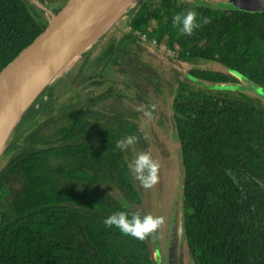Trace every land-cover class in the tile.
<instances>
[{
	"label": "trees",
	"instance_id": "obj_1",
	"mask_svg": "<svg viewBox=\"0 0 264 264\" xmlns=\"http://www.w3.org/2000/svg\"><path fill=\"white\" fill-rule=\"evenodd\" d=\"M39 1L53 6L0 0V69L65 0ZM189 9L200 25L191 36L172 24ZM125 25L94 78L108 83L102 93L91 100L84 91L56 96L65 71L13 130L0 159V264H165L151 234L141 241L104 224L118 211L146 215L131 204L140 201L129 168L132 145L116 148L127 136L142 146L144 133L138 113L116 105L132 100L125 89L146 96L148 87H162L159 70L143 58L152 43L189 68L170 85L183 172L184 255L195 264H264V96L237 84L247 80L264 95V11L141 0ZM205 63L224 66L230 83ZM198 70L210 84L196 83ZM102 101L114 104L94 107Z\"/></svg>",
	"mask_w": 264,
	"mask_h": 264
},
{
	"label": "rangeland",
	"instance_id": "obj_2",
	"mask_svg": "<svg viewBox=\"0 0 264 264\" xmlns=\"http://www.w3.org/2000/svg\"><path fill=\"white\" fill-rule=\"evenodd\" d=\"M30 4L40 6L45 10H50L52 4L43 5L39 0H29ZM141 0H117L116 8L111 11L112 14H118L117 18L111 22L110 26L105 29L100 37L91 43L85 52L75 61L65 74L59 79L58 84L52 90L56 96L64 98L74 92H83L90 100L93 96L102 93L108 83L96 84L98 72L107 64L109 58L115 52L116 44L119 43L121 37V28H126L125 22L130 16L133 9ZM198 4L211 5L215 7L232 6V0H186ZM172 51L166 52L165 48H155V44H149L145 47L143 58L150 61L156 69L159 70L162 78V87L156 90L148 87L147 95L143 96L135 87L125 89L126 93L132 97V100L123 105L117 102L120 110H135L138 115L134 119L138 122L143 130V139L146 141L142 146L133 144L131 149L132 161L141 152H148L152 158L158 162V182L151 189L141 187L140 182L135 178V189L139 195L140 201L132 202V206L140 208L145 214H152L163 219L161 226L151 234L152 244L157 248V255L164 251V255L160 256V261L168 264L171 260L170 250L174 242V232L176 225V215L178 202L181 198L182 168L179 153L178 139L172 118L170 85L176 84L178 79L186 78L189 69L185 63L178 61ZM105 62V63H104ZM104 63V65H103ZM203 68L217 69L221 72L220 76L224 80L223 84H229L226 74L227 69L216 63H205ZM193 74L199 76L197 84L208 85L205 81V73L201 70L195 71ZM94 79V80H93ZM242 79V78H241ZM119 81V79H118ZM119 84V85H118ZM116 84L123 87L122 83ZM239 88L249 92L255 96H264L262 92L256 88L251 82L242 80L237 83ZM230 86L235 87L233 84ZM49 92V91H48ZM262 95V96H261ZM264 99V97H262ZM148 101V102H147ZM155 105L152 119L145 118L142 112L138 111L140 106ZM114 104V103H113ZM111 103L106 101L96 102L95 108H109ZM127 106L128 108H126ZM134 120V122H135ZM138 132V130H137ZM129 149V150H130ZM135 176V174H134ZM138 190V191H137ZM183 264H195L188 254L184 255Z\"/></svg>",
	"mask_w": 264,
	"mask_h": 264
},
{
	"label": "water",
	"instance_id": "obj_3",
	"mask_svg": "<svg viewBox=\"0 0 264 264\" xmlns=\"http://www.w3.org/2000/svg\"><path fill=\"white\" fill-rule=\"evenodd\" d=\"M117 0H65L43 28L0 69V159L19 121L39 95L85 52L76 42ZM234 7L264 11V0H232ZM131 15V14H130ZM127 26V25H126ZM93 43V42H92ZM183 192V188L181 189ZM170 264H182L183 209L179 199Z\"/></svg>",
	"mask_w": 264,
	"mask_h": 264
},
{
	"label": "clouds",
	"instance_id": "obj_4",
	"mask_svg": "<svg viewBox=\"0 0 264 264\" xmlns=\"http://www.w3.org/2000/svg\"><path fill=\"white\" fill-rule=\"evenodd\" d=\"M197 15L194 9L177 13L172 17L173 27L179 28L182 34L191 36L194 30L200 26ZM200 19L205 24L210 22L206 17H201ZM154 110L155 105H142L138 108V111L142 112L143 116L148 119L153 118L152 113ZM136 140L135 136H127L117 141L116 148L120 151H126L131 145L136 143ZM129 168L135 174V178L140 182L141 187L145 189L153 188L158 182L159 164L146 151L139 153L129 164ZM162 223L163 219L161 217L152 214L141 216L139 212H133L129 216L125 211L115 212L104 220L106 226H115L122 234L141 241L155 232Z\"/></svg>",
	"mask_w": 264,
	"mask_h": 264
},
{
	"label": "bare ground",
	"instance_id": "obj_5",
	"mask_svg": "<svg viewBox=\"0 0 264 264\" xmlns=\"http://www.w3.org/2000/svg\"><path fill=\"white\" fill-rule=\"evenodd\" d=\"M116 5L117 3L113 2L106 8L102 15L95 18L89 29L76 42L75 48H77L78 51L83 52L86 50L93 41L102 35L105 29L110 26L111 22L117 18L118 14H112L111 12L116 8Z\"/></svg>",
	"mask_w": 264,
	"mask_h": 264
},
{
	"label": "flooded vegetation",
	"instance_id": "obj_6",
	"mask_svg": "<svg viewBox=\"0 0 264 264\" xmlns=\"http://www.w3.org/2000/svg\"><path fill=\"white\" fill-rule=\"evenodd\" d=\"M169 263H170V262H169ZM169 263H168V264H169ZM183 263H184V262H183ZM183 263H182V264H183Z\"/></svg>",
	"mask_w": 264,
	"mask_h": 264
}]
</instances>
